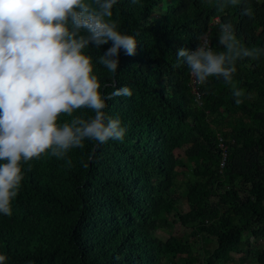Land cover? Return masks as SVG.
Instances as JSON below:
<instances>
[{
    "label": "trees",
    "instance_id": "16d2710c",
    "mask_svg": "<svg viewBox=\"0 0 264 264\" xmlns=\"http://www.w3.org/2000/svg\"><path fill=\"white\" fill-rule=\"evenodd\" d=\"M113 19L135 54L121 48L115 73L98 63L111 42L85 54L102 95L132 92L104 110L125 135L21 162L12 214L0 213L5 264H237L238 255L264 264V53L237 60L231 84L195 83L196 95L177 57L203 36L223 51L222 24L242 47L264 48V0H118Z\"/></svg>",
    "mask_w": 264,
    "mask_h": 264
},
{
    "label": "clouds",
    "instance_id": "9594fccd",
    "mask_svg": "<svg viewBox=\"0 0 264 264\" xmlns=\"http://www.w3.org/2000/svg\"><path fill=\"white\" fill-rule=\"evenodd\" d=\"M117 2L0 0V213L12 214L11 201L23 180L22 161L44 154L62 158L73 148H83L85 140L103 144L123 139L121 120L106 117L104 110L108 100L131 97L132 92L122 87L102 95L92 57L85 54L90 45L98 48L111 42L98 61L110 73L117 71L119 60L114 57L121 48L135 54L136 39L121 33L113 19ZM230 3L236 6L241 0ZM241 15L251 16V8L245 7ZM204 38L198 48L177 53L190 70L195 95V83L217 77L231 84L237 60L264 53V48L242 47L231 24L221 25L218 43L223 51L213 50L208 38L202 43ZM243 94L234 91L235 96ZM80 109H90L94 116H73ZM62 115L71 121L58 123ZM219 148L225 151L221 140ZM6 259L0 254V264Z\"/></svg>",
    "mask_w": 264,
    "mask_h": 264
},
{
    "label": "rangeland",
    "instance_id": "374dc122",
    "mask_svg": "<svg viewBox=\"0 0 264 264\" xmlns=\"http://www.w3.org/2000/svg\"><path fill=\"white\" fill-rule=\"evenodd\" d=\"M192 84H193V79H192ZM175 155H182V152H178L175 151ZM181 208L184 210H186V205L184 203V201H182L181 203ZM175 231H177V228L175 229ZM187 231L186 229H179V235H182L183 232ZM238 256H236L235 261L237 262V264H257L255 261H253L252 259H249L248 261H244V263L240 262V259L238 258Z\"/></svg>",
    "mask_w": 264,
    "mask_h": 264
},
{
    "label": "built area",
    "instance_id": "2783aa9c",
    "mask_svg": "<svg viewBox=\"0 0 264 264\" xmlns=\"http://www.w3.org/2000/svg\"><path fill=\"white\" fill-rule=\"evenodd\" d=\"M208 40H207V38H204V40H203V42L202 43H205V42H207Z\"/></svg>",
    "mask_w": 264,
    "mask_h": 264
}]
</instances>
